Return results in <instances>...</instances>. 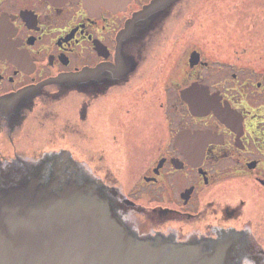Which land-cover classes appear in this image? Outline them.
I'll return each instance as SVG.
<instances>
[{
    "label": "flooded vegetation",
    "instance_id": "flooded-vegetation-1",
    "mask_svg": "<svg viewBox=\"0 0 264 264\" xmlns=\"http://www.w3.org/2000/svg\"><path fill=\"white\" fill-rule=\"evenodd\" d=\"M188 1L0 0L1 225L26 206L83 249L99 221L102 264H264V37L179 50Z\"/></svg>",
    "mask_w": 264,
    "mask_h": 264
},
{
    "label": "water",
    "instance_id": "water-1",
    "mask_svg": "<svg viewBox=\"0 0 264 264\" xmlns=\"http://www.w3.org/2000/svg\"><path fill=\"white\" fill-rule=\"evenodd\" d=\"M28 215L26 207L14 208L11 211L12 222L7 225L0 224V264H102L111 261V250L114 246L123 245V241L99 221H96L97 225L94 227L80 220L86 226L85 239L89 241L81 243L83 249L78 248L76 242L74 243V234L69 229L64 230L60 224L59 230L56 228L46 234L40 228L35 230L28 225L31 223L27 220ZM60 218L67 219L63 215H60ZM71 221L70 219L69 222ZM78 233L82 235L80 231ZM117 238L119 241H116ZM142 257L140 264H153L151 259ZM128 258L130 261L136 260L135 256ZM128 258H124L123 262L126 263Z\"/></svg>",
    "mask_w": 264,
    "mask_h": 264
},
{
    "label": "rangeland",
    "instance_id": "rangeland-1",
    "mask_svg": "<svg viewBox=\"0 0 264 264\" xmlns=\"http://www.w3.org/2000/svg\"><path fill=\"white\" fill-rule=\"evenodd\" d=\"M196 2L197 0H189L186 4L187 7H183L182 10L178 12V23L180 22L181 26L184 25L182 31L176 33L177 38H183L182 43L178 46L179 50H184V48L189 46L190 48L198 47L203 49L206 55L210 56L211 59L216 60V57L228 53H225L226 51H223L224 49L229 51L232 49L241 50L242 46H237L235 44L238 39L250 41L253 37H264L263 35L258 36L259 32L264 34V27L261 28L259 24L256 27L252 26L253 16L260 15L258 12L253 13L252 8L260 6L259 9L263 11L264 0H205L206 3H204L203 6H200ZM238 3L241 5L238 9L239 11L233 12L232 10L235 9H233L232 6L238 5ZM259 9H257V11H259ZM220 22L221 26L224 24V30L219 26ZM213 24H218L214 33L223 34V36H221L223 47L218 45L214 46L212 43L209 45V43L203 41V39H207L206 35L208 28ZM188 26H190L189 29H187ZM260 28L262 30H260ZM246 44H249V42H246ZM175 57H177V55H174L173 59H175ZM170 65H172V61ZM166 70L169 71L170 66L166 67ZM44 142L45 141L42 139H37L36 144L33 146L35 149H40L42 146L46 145ZM130 187L129 184H126L124 191L130 192ZM128 213H130L129 218L137 223L130 227L140 231L138 226L139 217L136 216L137 211H135V213ZM128 213L123 212L119 215L126 223H128L126 221Z\"/></svg>",
    "mask_w": 264,
    "mask_h": 264
},
{
    "label": "bare ground",
    "instance_id": "bare-ground-1",
    "mask_svg": "<svg viewBox=\"0 0 264 264\" xmlns=\"http://www.w3.org/2000/svg\"><path fill=\"white\" fill-rule=\"evenodd\" d=\"M26 207V206H25Z\"/></svg>",
    "mask_w": 264,
    "mask_h": 264
}]
</instances>
